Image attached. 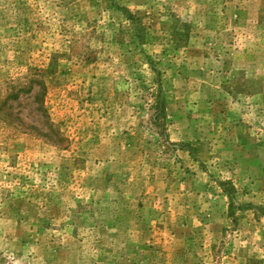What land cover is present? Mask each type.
<instances>
[{"label":"rangeland","instance_id":"1","mask_svg":"<svg viewBox=\"0 0 264 264\" xmlns=\"http://www.w3.org/2000/svg\"><path fill=\"white\" fill-rule=\"evenodd\" d=\"M0 264H264V0H0Z\"/></svg>","mask_w":264,"mask_h":264},{"label":"trees","instance_id":"2","mask_svg":"<svg viewBox=\"0 0 264 264\" xmlns=\"http://www.w3.org/2000/svg\"><path fill=\"white\" fill-rule=\"evenodd\" d=\"M157 105L161 108V110H164V103L162 100H160L159 96H158V100H157ZM51 139H55L56 136H50ZM220 186L223 188V191L226 193V195L228 196L230 202L228 204V215L229 217H232L234 215L233 209H234V202H233V195L235 193V187L234 185L230 182V181H222L220 182ZM231 220L233 221V218H231Z\"/></svg>","mask_w":264,"mask_h":264}]
</instances>
